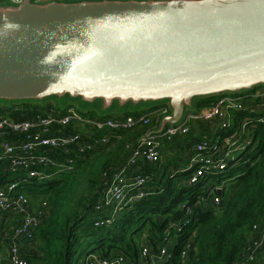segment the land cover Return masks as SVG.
<instances>
[{"label":"water","instance_id":"water-1","mask_svg":"<svg viewBox=\"0 0 264 264\" xmlns=\"http://www.w3.org/2000/svg\"><path fill=\"white\" fill-rule=\"evenodd\" d=\"M262 87L264 0L0 5V102L8 108L78 100L104 116L168 106L152 131L162 135L196 100Z\"/></svg>","mask_w":264,"mask_h":264},{"label":"trees","instance_id":"trees-1","mask_svg":"<svg viewBox=\"0 0 264 264\" xmlns=\"http://www.w3.org/2000/svg\"><path fill=\"white\" fill-rule=\"evenodd\" d=\"M218 99L219 97L199 99L195 102V110L209 107ZM252 100L246 101L245 109L233 117L235 125L242 118H251L248 131L252 134V146L245 158L229 161L228 170L222 178L226 180L227 186L222 194L219 212L197 208V221L178 236H174L176 243L172 248L173 259L168 264H181V253L191 236H194L195 250L189 256L190 264H238L252 227L256 224L264 225V121H258L259 117L264 116V110L259 107L263 103L261 100ZM69 108L74 107L70 105L62 108L51 101L45 104L22 103L0 108V114L13 121L24 122L38 115L63 116ZM152 110H140L136 113L128 111L125 114H111L99 118L139 116ZM78 112L86 117H98L94 111H89V115ZM137 130L132 132L138 135ZM79 131L80 126L74 123L63 127L55 125L48 136H69ZM111 132L121 137L127 133ZM140 132L143 133L144 130ZM106 133L107 131L100 132L101 135ZM20 139L12 134H6L2 138L9 142H19ZM174 141L171 144H176V140ZM110 143L109 141L106 145L97 146L80 155L54 149L49 155L57 163L63 164L74 158L75 168L71 172H59L56 166L38 167L36 170L48 175L43 180L28 178L24 170H9L8 160L3 157L0 149V188L15 182L22 192H31L30 197L39 199L44 195L48 198L45 199L49 204L46 216L36 229L33 248H29L26 254L28 264H86L93 253L103 258L122 253L129 257L130 264H137L141 246L147 241L163 238L169 223L183 216L179 205L184 202L192 205L203 194L201 184L188 186L185 183L190 172L176 173V170L185 168L188 161L177 164L176 160L168 159L164 164L145 163L141 171L150 177L148 187L151 194L125 206L111 224L96 227L97 220L108 219L112 213V210L105 213L95 211L98 194L105 188L102 174L111 168L110 161L105 160L98 177L87 182L80 178L77 180L74 175L94 159L97 153L107 149ZM191 143V140L188 142L185 139V147H182L184 153L188 151ZM179 160L181 162L183 159ZM81 184L83 186L79 191ZM85 187L92 190L90 194L83 193ZM13 224H16L15 221ZM3 243L7 246V243ZM260 259L251 264H259Z\"/></svg>","mask_w":264,"mask_h":264},{"label":"built area","instance_id":"built-area-1","mask_svg":"<svg viewBox=\"0 0 264 264\" xmlns=\"http://www.w3.org/2000/svg\"><path fill=\"white\" fill-rule=\"evenodd\" d=\"M19 4L22 0H8ZM259 99V105L264 110V88L242 95H225L209 107L189 112L180 125L167 127L162 135L152 134L158 128L162 117L170 114L168 106L153 109L148 114L128 116L123 120L96 119L83 116L76 109L69 108L63 116H35L31 120L16 122L0 114V149L3 157L8 160L9 170H24L28 178L43 180L47 174L36 168L56 166L59 172H71L75 168L76 159H68L65 163H57L49 153L54 149L84 154L95 147L109 142L103 131H127L138 128H149L136 139L135 143L126 145L128 157L126 162L117 168H109L102 174L105 188L99 192L95 204L97 213L112 210L111 217L99 219L96 227L111 224L115 216L125 206L132 204L151 194L148 183L150 177L140 169L134 171L132 179H126L128 168H136L139 162L156 164L161 159L162 142H172L176 137L189 134L191 124L205 122L212 132V137L205 138L193 147V156L188 167L182 172H190L185 179L188 186L202 185L203 194L194 204L187 202L179 205L183 216L169 223L163 241L152 251L147 242L141 246L137 264H168L173 259L172 248L175 245L174 236L184 232L196 219V210L212 209L218 213L222 204V194L226 191V180L222 179L228 170L229 161L239 157L245 158L252 146V134L248 131L251 118H242L234 124V114L245 109V102ZM253 101V100H252ZM264 112V111H263ZM258 121H264V116ZM151 127L150 126L153 124ZM74 123L80 126V131L69 136H48L55 125L68 126ZM6 134L21 138L19 142L2 140ZM72 147V150L70 149ZM181 172V171H179ZM176 172V173H179ZM49 204L43 200L40 207L31 210L27 195L19 190L18 183H10L0 188V240L7 243L9 250L8 264H28L27 252L33 248L36 229L46 216ZM34 212V213H33ZM22 216L15 226L10 227V220ZM149 243V241H148ZM195 250L194 236H191L181 253V264H190L189 256ZM264 257V225L252 227L245 250L240 254L238 264H251ZM128 258L122 254L109 257L91 255L86 264H127Z\"/></svg>","mask_w":264,"mask_h":264},{"label":"crops","instance_id":"crops-1","mask_svg":"<svg viewBox=\"0 0 264 264\" xmlns=\"http://www.w3.org/2000/svg\"><path fill=\"white\" fill-rule=\"evenodd\" d=\"M2 1V0H1ZM0 108H3V106H0ZM148 114V113H147ZM144 115V114H143ZM96 119H100L99 117H95ZM125 117H120V118H111V119H118V120H123ZM154 124H152L150 126V129L151 127L153 126ZM138 129H141V130H137L136 132L139 131L138 135H135V139L132 140V141H129L128 140H125L123 139L121 136L117 135V134H114L113 132L111 131H107L106 135L108 136L109 138V141L111 142L112 140L114 141L115 140V143L117 144V146H126L127 144L129 143H135L136 139L140 136V134L142 132L140 131H143V130H148L149 128H138ZM210 138L212 137V132L210 131V129L208 128L207 124L205 122H195L193 124H191V129H190V132L188 135L186 136H179V137H176L174 140H176V144L173 145V143L171 144V142H162L161 144V147H160V154H161V159H160V163H163V157L166 158V159H171L173 157H175L176 159V162L181 164L185 163L186 161H188L187 163V166L185 168H182L180 169L179 171H184L188 165H189V162L192 158V155H193V147L196 143L200 142L201 140L205 139V138ZM185 139L188 140V142H190L191 140V145L189 146V149L186 153H184V149H182V147L184 146L185 147ZM173 140V142L175 143V141ZM127 141V143L125 142ZM128 157V156H127ZM182 157V158H181ZM120 158V156L118 157V159ZM183 159L180 160L179 159ZM116 159L117 161L116 162H111L110 161V164H111V168H117V167H120L122 166L125 162H126V159L125 160H118ZM163 159V160H162ZM178 160V161H177ZM145 163L144 162H139L138 166L136 168H128L127 170V173H126V179L127 180H131L133 175H134V171L138 168L140 170H142V165H144ZM176 170V172H179ZM145 174V173H144ZM30 207H31V210L34 211L35 209H33L32 205H31V202H30ZM34 213V212H33ZM21 215L19 214V216H16L11 219L9 222V226L12 227L14 225L17 224L18 220L21 219ZM15 221L16 224H13V222ZM163 241V238H159V239H154L152 242H149L147 241V244L153 248L152 251H155V246L157 244H161V242ZM4 241H2V243L0 244V264H8L9 263V250H8V246H5L6 244L3 243ZM5 246V248H4ZM97 253H93L91 255H96ZM90 255V256H91ZM89 256V257H90ZM88 257V258H89ZM88 260V259H87ZM259 264H264V257H262L259 261Z\"/></svg>","mask_w":264,"mask_h":264},{"label":"rangeland","instance_id":"rangeland-1","mask_svg":"<svg viewBox=\"0 0 264 264\" xmlns=\"http://www.w3.org/2000/svg\"><path fill=\"white\" fill-rule=\"evenodd\" d=\"M7 4H9L8 0L0 1V5H7ZM58 101L63 105L62 107H67V106L73 105V107L75 109H77L78 111L84 113L85 115H89L90 114L89 111H94L95 115H98V117H103V114H100L94 108L95 104H91V103L83 104V103L79 102L78 100H67V101H64V100L62 101L61 100L60 101L58 99ZM1 105H5L6 106L7 104L0 102V106ZM194 109H196L195 106H194ZM111 114H116L117 115V113L113 111L112 113L105 114L104 116H108V115H111ZM136 134L137 133H134L132 131L131 132H127L126 134L122 135V138L125 139V140H128V142H129V141H132V140L135 139V137H136L135 135ZM125 142L127 143V141H125ZM119 156H120V158L118 159ZM127 156H128V152L126 151L125 146L121 145V146L118 147L117 144L115 143V140L114 141L112 140L110 145H109V147L107 149L103 150L100 153H97L96 157L94 156L95 157L94 159L89 161V163L86 166H84L78 173H75L74 177H76L77 180L80 178V179H83L85 182H87V180H89L91 178H97L98 177V174H99L100 169H101V165L103 164V162L105 160L106 161L109 160L111 162L112 161L116 162L117 161L116 159H118V160L122 161V160H125V158H127ZM163 159H162L163 160V164H164V162L165 163L168 162V159H166L164 157H163ZM175 159H176L175 157L172 158V160H175ZM177 164H180L179 161H178ZM82 186H83V184H81L79 186V188H78L79 191H81ZM91 191L92 190L88 189L87 187L83 188V193L90 194ZM25 194L27 195V197H28L29 201L31 202V205H32L33 209H35V211L40 207V203L43 200L48 199L44 195L40 196L39 199H35L34 197H30L29 194H32V193L29 192V191L28 192L25 191ZM127 258H128V263L127 264H130L131 261H130L129 257H127Z\"/></svg>","mask_w":264,"mask_h":264}]
</instances>
